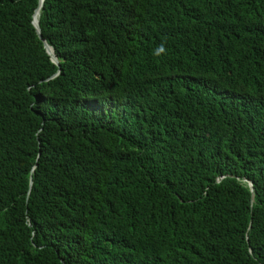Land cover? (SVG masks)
Wrapping results in <instances>:
<instances>
[{
  "label": "trees",
  "instance_id": "1",
  "mask_svg": "<svg viewBox=\"0 0 264 264\" xmlns=\"http://www.w3.org/2000/svg\"><path fill=\"white\" fill-rule=\"evenodd\" d=\"M38 1L0 0V264H264V0H44L58 65Z\"/></svg>",
  "mask_w": 264,
  "mask_h": 264
},
{
  "label": "water",
  "instance_id": "2",
  "mask_svg": "<svg viewBox=\"0 0 264 264\" xmlns=\"http://www.w3.org/2000/svg\"><path fill=\"white\" fill-rule=\"evenodd\" d=\"M43 1H44V0H39V1H38V6H37V8L34 10V13H33V16H32V25H33V27H34V29H35V32H36L38 38L42 41V43H43V47H44L46 53L49 55L51 61H52L54 64L58 65V59H57L56 55L54 54L52 48L46 43V41H45L44 39H42V36H41V34H40V30H39V27H38V16H39V10H40V8L42 7ZM56 74H57V73H56ZM56 74H55V75H56ZM249 185H250V189H251V191H252V188H251L252 185H251V183H249Z\"/></svg>",
  "mask_w": 264,
  "mask_h": 264
}]
</instances>
